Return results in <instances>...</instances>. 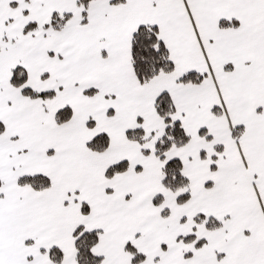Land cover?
Returning a JSON list of instances; mask_svg holds the SVG:
<instances>
[{"label":"snow or ice","instance_id":"6c2138e0","mask_svg":"<svg viewBox=\"0 0 264 264\" xmlns=\"http://www.w3.org/2000/svg\"><path fill=\"white\" fill-rule=\"evenodd\" d=\"M0 264H264V0H0Z\"/></svg>","mask_w":264,"mask_h":264}]
</instances>
